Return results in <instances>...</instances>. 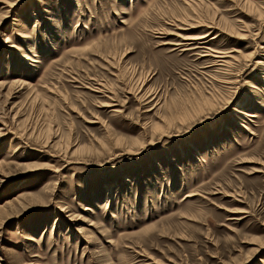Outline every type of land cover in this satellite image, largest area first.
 Masks as SVG:
<instances>
[{"label":"rangeland","instance_id":"rangeland-1","mask_svg":"<svg viewBox=\"0 0 264 264\" xmlns=\"http://www.w3.org/2000/svg\"><path fill=\"white\" fill-rule=\"evenodd\" d=\"M0 264H264V0H0Z\"/></svg>","mask_w":264,"mask_h":264},{"label":"bare ground","instance_id":"bare-ground-1","mask_svg":"<svg viewBox=\"0 0 264 264\" xmlns=\"http://www.w3.org/2000/svg\"><path fill=\"white\" fill-rule=\"evenodd\" d=\"M207 38H209V35L204 37L202 40H206ZM202 45H205V44H202ZM199 48V47H198ZM202 48V47H201ZM207 49V48H206ZM230 54V55H229ZM210 56V55H209ZM214 59H216L215 62H217L218 64H221L222 66L224 67H230L231 66V62H229L230 59H233V56H231V53H224V52H215L214 53V56H213ZM234 60V59H233ZM261 65V64H260ZM101 90V89H100ZM102 91V90H101ZM147 99V98H146ZM149 99V98H148ZM148 99L146 101H148ZM153 101H150V103L148 104H151ZM110 107H115L114 105L110 106ZM250 116V115H249ZM248 116V117H249Z\"/></svg>","mask_w":264,"mask_h":264}]
</instances>
